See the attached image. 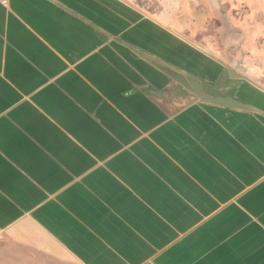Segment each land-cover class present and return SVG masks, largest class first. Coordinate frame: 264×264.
Wrapping results in <instances>:
<instances>
[{"label": "crops", "instance_id": "1", "mask_svg": "<svg viewBox=\"0 0 264 264\" xmlns=\"http://www.w3.org/2000/svg\"><path fill=\"white\" fill-rule=\"evenodd\" d=\"M0 264H264V0H0Z\"/></svg>", "mask_w": 264, "mask_h": 264}, {"label": "water", "instance_id": "2", "mask_svg": "<svg viewBox=\"0 0 264 264\" xmlns=\"http://www.w3.org/2000/svg\"><path fill=\"white\" fill-rule=\"evenodd\" d=\"M222 103H226V101H222Z\"/></svg>", "mask_w": 264, "mask_h": 264}]
</instances>
